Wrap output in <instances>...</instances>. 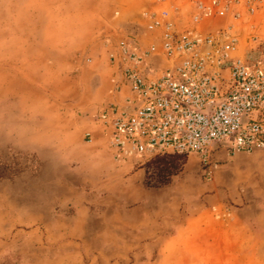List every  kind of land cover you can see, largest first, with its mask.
I'll list each match as a JSON object with an SVG mask.
<instances>
[{
	"label": "rangeland",
	"instance_id": "1",
	"mask_svg": "<svg viewBox=\"0 0 264 264\" xmlns=\"http://www.w3.org/2000/svg\"><path fill=\"white\" fill-rule=\"evenodd\" d=\"M235 1L241 16L202 28L233 25V55L264 63V0L254 15ZM134 4L132 18L125 7ZM162 10L180 30L193 27L188 0H0V264H264V149L221 153L212 164L187 155L156 210L144 208L134 228L114 226L85 185H70L77 165L69 154L82 146L75 129L61 128L103 124V110L120 102L104 97L120 83L105 39L115 45L145 24L144 12ZM153 37L144 32L135 47L148 48ZM23 142L48 151L42 173L37 150ZM132 158L142 166L152 159Z\"/></svg>",
	"mask_w": 264,
	"mask_h": 264
},
{
	"label": "built area",
	"instance_id": "2",
	"mask_svg": "<svg viewBox=\"0 0 264 264\" xmlns=\"http://www.w3.org/2000/svg\"><path fill=\"white\" fill-rule=\"evenodd\" d=\"M195 6L193 27L180 30L171 11H146L109 57L120 70L123 101L108 105L100 118L118 158L159 154L200 156L212 164L221 153L264 149V63L236 57L233 25L205 31L202 22L236 18L235 0H188ZM262 0H245L254 15ZM199 26V27H197ZM153 34L148 48L135 47ZM158 33V34H157ZM114 46V47H113ZM158 66L152 67L155 59Z\"/></svg>",
	"mask_w": 264,
	"mask_h": 264
},
{
	"label": "crops",
	"instance_id": "3",
	"mask_svg": "<svg viewBox=\"0 0 264 264\" xmlns=\"http://www.w3.org/2000/svg\"><path fill=\"white\" fill-rule=\"evenodd\" d=\"M132 6L129 8L125 7V9L127 10L126 14L134 18L136 17L138 6H135V4ZM123 89L113 96L106 93L104 95L106 97L105 101L108 102L113 99L120 102L123 101ZM100 123L96 121H89L87 123L78 122V125L72 123L73 125L61 128L63 133H71V135L73 133L71 130L75 129L76 135L74 134L73 136L77 137V143L82 146L78 150L75 149L74 153H68L70 161H76L77 165L75 174L70 178V185H85V197L89 198L92 203L102 205L100 210L112 212L108 219L117 228L120 227V223L126 225L128 228L137 227L139 222H135V219H141L139 213L147 207L149 211L153 207L154 209L152 210H156L157 199L166 196L167 187H145V167L138 164L137 158L127 160L118 158L116 151L110 147L109 135L106 134L105 127ZM57 145L53 147L56 151ZM22 146L26 149L35 148L37 150L40 159L38 174L42 173L49 163L48 151L40 146L35 147L24 142ZM143 201L145 202L144 207L139 205ZM104 215L106 216V214ZM63 217L71 218V216ZM73 217L75 218V216ZM153 217V214L146 216L149 221ZM96 218L95 216L92 219ZM104 219L106 218L100 221L104 222ZM41 221H44V219Z\"/></svg>",
	"mask_w": 264,
	"mask_h": 264
},
{
	"label": "trees",
	"instance_id": "4",
	"mask_svg": "<svg viewBox=\"0 0 264 264\" xmlns=\"http://www.w3.org/2000/svg\"><path fill=\"white\" fill-rule=\"evenodd\" d=\"M187 163V155L159 154L145 165V187L164 188L171 185L174 177L179 175Z\"/></svg>",
	"mask_w": 264,
	"mask_h": 264
}]
</instances>
